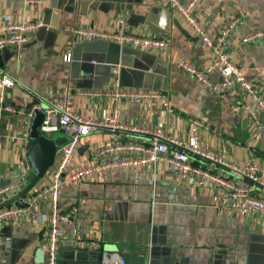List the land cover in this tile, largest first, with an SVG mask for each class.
Instances as JSON below:
<instances>
[{
	"label": "crops",
	"instance_id": "crops-1",
	"mask_svg": "<svg viewBox=\"0 0 264 264\" xmlns=\"http://www.w3.org/2000/svg\"><path fill=\"white\" fill-rule=\"evenodd\" d=\"M195 12L212 37L231 20L240 19L224 47L264 92V44L242 42L251 32L264 30V0H199ZM5 14L17 22L42 23L26 45L0 51V74L14 80L7 103L24 112L5 114L1 121L0 186L15 187L5 199L27 185L32 145L30 135L29 142L24 137L27 114L44 112L68 81L76 90L110 89V67L115 64L122 67L123 90L157 93L160 98L129 101L74 95L78 115L94 121L101 120L103 112L116 115L123 129L113 138L143 144L150 143L154 133L185 140L191 135V120L199 119L209 126L201 132L204 147L233 164L253 162L264 177V133H255L247 113L233 110L237 96L229 101L219 98L220 74L210 69L207 48L165 0H44L37 6L0 0V16ZM118 17L131 33L169 40L171 60L162 54L120 49L113 42L75 39L73 31L78 28L114 30ZM68 55L71 60L65 62ZM179 60L208 71L210 85L178 68ZM112 133L97 128L84 137L70 173L92 166L96 146ZM55 134L50 138L68 142L61 133ZM194 163L205 165L199 159ZM223 171L230 177L228 170ZM49 173L24 201L48 182ZM59 207L62 211L76 207L74 224L65 228L66 238L59 246V264H101L104 253H117L127 264H264L263 218L235 208L213 189L196 187L192 178L178 177L162 163L68 182ZM51 209L44 199L32 212L33 219L0 227V264H46L41 239L48 222L40 219Z\"/></svg>",
	"mask_w": 264,
	"mask_h": 264
},
{
	"label": "built area",
	"instance_id": "built-area-1",
	"mask_svg": "<svg viewBox=\"0 0 264 264\" xmlns=\"http://www.w3.org/2000/svg\"><path fill=\"white\" fill-rule=\"evenodd\" d=\"M169 6L177 11L190 25L194 34L208 50L210 69L220 74L218 95L222 101H229L233 96V110L245 112L254 123L256 134L264 133V92L258 80H250L245 72L233 62V54L224 45L240 19L228 22L219 35L210 36L196 15V4L199 0H165ZM44 0H24L27 5H41ZM0 51L8 47L24 46L29 41L30 34L42 27L41 22H17L10 14L0 16ZM78 41H108L135 50L162 54L171 60L170 41L155 38L150 35L131 33L123 18L116 19V28L105 31L97 28H78L73 31ZM260 41L264 44V30H256L246 35L242 42ZM71 56L64 59L70 62ZM177 67L195 77L198 81L210 85L208 71L201 70L179 60ZM119 66L113 70V86L108 90L88 91L76 90L71 82H66L60 97L45 111V118L40 128L41 133L49 135L60 132L68 142L59 150V160L50 171L48 182L25 199L28 207L10 206L0 209V227L4 224L17 225L25 219L32 218V212L39 208L42 200L51 203L48 217L42 216L40 223L47 221L42 232V243L46 252V264H59V246L66 238L65 228L74 224L76 207L62 211L59 201L64 184L78 182L92 174H103L114 170H136L162 163L167 170L178 177H190L198 188L213 189L219 196L228 197L235 208L255 214L264 219V177L259 172V166L253 162L237 165L216 156L203 146L201 132L209 130V126L202 120H191V135L185 140L165 137L161 133H154L148 144L141 142L122 143L115 140L117 131L123 129L116 115L103 112L99 121L84 119L74 109L73 97L78 96H107L113 100H151L160 95L141 90L125 91L120 86ZM14 85V80L5 73L0 74V147L1 121L5 114L23 116L24 112L7 103V91ZM36 110H33V112ZM33 112L27 114L24 137L29 142L30 129L34 118ZM106 128L112 131L108 140L96 146L94 164L85 169L70 173L72 158L80 147L81 141L93 129ZM114 137V138H113ZM108 158L109 161H104ZM195 159L204 161L205 165H196ZM224 169L230 172V177L224 174ZM15 190L11 184L0 186V202L6 194ZM39 222V221H37ZM101 264H127L126 259L117 253H104Z\"/></svg>",
	"mask_w": 264,
	"mask_h": 264
},
{
	"label": "water",
	"instance_id": "water-1",
	"mask_svg": "<svg viewBox=\"0 0 264 264\" xmlns=\"http://www.w3.org/2000/svg\"><path fill=\"white\" fill-rule=\"evenodd\" d=\"M101 41V40H97ZM120 49H127L129 47H121L116 44ZM132 49V48H130ZM135 50V49H134ZM120 65V64H119ZM118 67V64L111 65L110 73L111 78L114 77L113 70ZM119 81L121 83L122 67H119ZM35 118L33 119L30 139L32 141L31 149L28 154V161L30 165V171L25 175L27 182L26 187L19 192L15 197L5 199L0 203V209L10 207L12 205L17 207H28L24 202V198L29 194L36 185L47 176L50 169L54 166L58 150L61 146H64L60 140H54L48 135L41 133L40 128L42 126L45 114L43 111H36ZM64 141V140H63ZM67 142V139L65 140Z\"/></svg>",
	"mask_w": 264,
	"mask_h": 264
},
{
	"label": "rangeland",
	"instance_id": "rangeland-1",
	"mask_svg": "<svg viewBox=\"0 0 264 264\" xmlns=\"http://www.w3.org/2000/svg\"><path fill=\"white\" fill-rule=\"evenodd\" d=\"M57 133H60V132H57ZM50 135H51V136H50ZM50 135H49V137H52V138H56V137H57L55 133H52V134H50Z\"/></svg>",
	"mask_w": 264,
	"mask_h": 264
}]
</instances>
